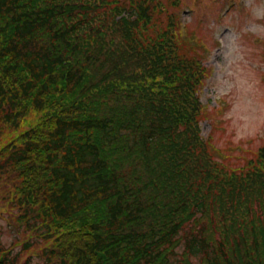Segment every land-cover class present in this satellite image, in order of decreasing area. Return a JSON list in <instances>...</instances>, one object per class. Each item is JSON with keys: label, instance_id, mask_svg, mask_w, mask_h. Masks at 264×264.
<instances>
[{"label": "trees", "instance_id": "obj_1", "mask_svg": "<svg viewBox=\"0 0 264 264\" xmlns=\"http://www.w3.org/2000/svg\"><path fill=\"white\" fill-rule=\"evenodd\" d=\"M179 1L0 0V264H264V150L200 137Z\"/></svg>", "mask_w": 264, "mask_h": 264}, {"label": "rangeland", "instance_id": "obj_2", "mask_svg": "<svg viewBox=\"0 0 264 264\" xmlns=\"http://www.w3.org/2000/svg\"><path fill=\"white\" fill-rule=\"evenodd\" d=\"M180 1V7L168 6V12L185 21L186 42L200 50L205 66L214 67L200 91L208 107L201 117L206 119L202 135L209 134L225 155L235 146L245 157L249 154L242 149L264 150V0ZM155 20L165 26L164 11ZM5 196L0 195V242L8 246L23 234L7 225L14 211Z\"/></svg>", "mask_w": 264, "mask_h": 264}]
</instances>
